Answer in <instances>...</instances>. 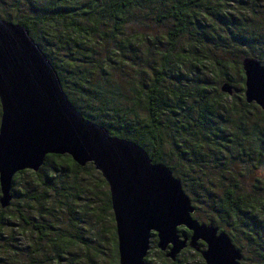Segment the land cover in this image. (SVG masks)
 <instances>
[{
    "label": "trees",
    "instance_id": "trees-1",
    "mask_svg": "<svg viewBox=\"0 0 264 264\" xmlns=\"http://www.w3.org/2000/svg\"><path fill=\"white\" fill-rule=\"evenodd\" d=\"M83 1L0 0V19L29 32L56 69L68 100L85 119L105 127L113 137L139 145L152 163L165 165L190 198L195 209L193 216L205 207L208 215L205 224L225 232L240 251L243 246L250 249L254 264H264V117L256 105L244 101L241 69L245 57H252L264 66V0H173L166 11L175 22L170 46L174 48L190 26L195 30L194 42L185 52L172 55L170 50L161 54L159 61L142 57L145 53L136 42L144 43L141 35L138 40L135 37L110 44L118 33L125 34L128 19L124 14L132 2L104 0L99 7L97 0ZM164 1L157 3L164 5ZM19 5L26 6L30 12L22 19L13 15L19 11L16 10ZM103 19L111 21L118 33H101ZM209 36L221 44L225 54L219 69L213 72L211 67L210 75L221 84L229 83L234 89L232 97L220 93L217 85L213 87L205 80L210 66L205 53ZM149 41L155 42L153 38ZM101 48L106 55L104 59L99 58ZM228 54L235 58L233 63L228 61ZM135 65L140 66L142 76L146 75L143 66L153 68V77L144 91L143 84L134 85L136 79L125 81L130 86L127 91L135 93L136 98L124 108L118 102L123 97L120 84L107 69L134 70ZM230 70L239 75L238 86L229 78ZM172 83L174 90L169 88ZM140 99L146 104V115L141 118L137 113ZM82 173L100 175L92 164L79 167L69 156L48 155L38 172L23 171L15 175L9 208H15V194H20L25 212L27 209L31 215L38 212L45 221L55 215L56 205L60 209L68 206L67 189L65 185L56 186L55 177H71L74 182L71 186L77 187ZM27 176L32 180L24 188L14 184ZM102 184L107 186L104 180ZM37 189L42 191L36 192ZM9 208L0 209V243L4 242L0 244V255L10 256L12 264H16L17 248L12 252L6 250L4 238L7 235L11 243L15 240L6 234V229L12 226L10 217L15 220L17 216ZM17 209L21 224L27 225L29 220H24ZM104 212L113 224L107 191ZM95 220L99 221L97 216ZM31 225L36 228L34 223ZM43 230L38 231L43 237L50 232ZM54 235L49 248L54 249L52 259L46 251L44 254L49 264H60L64 255L76 259L70 248H78L81 243L85 244L81 246L83 256L101 254L90 248L91 239L63 232ZM112 243L118 260L114 226ZM0 264L10 263L0 259Z\"/></svg>",
    "mask_w": 264,
    "mask_h": 264
},
{
    "label": "water",
    "instance_id": "water-1",
    "mask_svg": "<svg viewBox=\"0 0 264 264\" xmlns=\"http://www.w3.org/2000/svg\"><path fill=\"white\" fill-rule=\"evenodd\" d=\"M241 69L244 101L256 105L264 117V66L245 57ZM219 91L234 94L227 82ZM48 155L69 156L79 167L92 164L106 183L118 264H146L153 237L172 263L189 248L204 264H242L241 251L225 232L193 218L192 202L172 172L152 163L139 145L85 119L29 32L0 20L1 210L11 205L15 175L38 172ZM180 228L190 236L181 235Z\"/></svg>",
    "mask_w": 264,
    "mask_h": 264
},
{
    "label": "rangeland",
    "instance_id": "rangeland-1",
    "mask_svg": "<svg viewBox=\"0 0 264 264\" xmlns=\"http://www.w3.org/2000/svg\"><path fill=\"white\" fill-rule=\"evenodd\" d=\"M114 1H130L132 2V5L126 10L124 14V17L128 19L127 25L124 29L125 34L119 35V33L115 30L114 24L108 19H103L101 21V33L105 35L118 33V36L110 41V44H113L116 41L134 39L135 37V40H138V36L141 35L145 38L144 43H141V41L136 42H138L139 49L145 53L142 54V57L149 56L150 59H156L158 61L162 58L161 54L172 50V55H176L177 53L185 52L187 49H189L190 45L193 44L194 39L192 34H194L195 30L190 26V28L180 38H178L175 47L171 48L170 46L169 38L175 28V22L166 11L170 9L173 0H165L164 5L161 4L162 2L157 3V0ZM180 1L185 2L189 0ZM84 2H88V0H84L82 3ZM103 2L104 0H97L98 6L102 7ZM16 10L19 11H14L13 15L19 16L20 19H22L23 16H28L30 13L28 8L24 5H19V9ZM190 22H192L191 19ZM150 38H153L155 42H150ZM207 40L208 41H205L207 48L205 53L210 66L206 72V79H203H205L206 82L211 84L213 87L217 85V88H219L221 82H217L212 78V75H210L211 67H213V72L218 70L219 64L225 59V54L223 53V49L220 47L221 44L219 42L211 40L210 36L207 38ZM99 54V58L101 59H104L106 56L103 48H101ZM226 57L230 63H233L235 58L231 57V54L226 55ZM142 65H144V63L140 64V66ZM140 66L135 65L134 70L128 67L125 70L117 72H114L112 69H107L109 73H113L115 80H118L117 82L120 84L119 88L121 89V95L123 97H121L118 102L120 103L121 107H127L130 100L136 98L135 93L127 91L130 86L127 85L125 81H134L136 79L137 83L134 85L139 83V85L143 84L142 91L146 90L148 85L151 83L154 73L153 68L149 66H143L144 70H146V75L142 76L139 74L141 70ZM64 74L67 75V72H64ZM98 74L100 75V73ZM228 75L229 78L233 79L235 84L238 86L240 81L239 75L232 70L229 71ZM169 88L174 90L175 84H170ZM138 104L139 106L137 113L139 118H141L146 115L144 111V106L146 104L142 99L139 100ZM167 154L168 150L166 151V155ZM171 164L174 165L175 163L171 161ZM31 180L32 179L27 176L18 179L14 182V184H16L18 188L22 189L27 186V182ZM54 180L56 186L65 185V188L67 189L65 202L69 207L63 206L60 209L59 206L56 205L55 215L45 218V221L39 216L38 212H34L32 215L29 213L28 209L25 212V208L23 209L24 206L21 204L22 201L20 194H15L16 198L13 200L15 208H9V210L11 214H15L17 216L15 220L10 217L9 222L12 226H9L8 229H6V234L12 235L15 240L11 243L7 239V235L4 236V238L5 245L7 246L6 250H11L12 252V250L14 251L17 248L16 264H49L44 254L46 251L47 256L52 259L54 249H49L50 240L56 237L54 235L56 232H63L64 234L79 236L86 240L91 239L93 241V246L90 244L88 245L90 248H93V252L94 248L101 252L99 256L95 252L88 254V256H83L84 250H81V246H85V244L81 243L82 245H79L78 248H70L73 251V255L76 256V259L78 260L70 255H64L60 261V264H81L82 258L84 259L82 264H118V260L115 258V253L112 247V229L113 226L115 227V225L114 223L112 224L110 222L108 213L104 212L106 191L108 192V188L107 186H103L102 177L100 175L98 176L97 174L89 175L88 173H82L77 179V187L71 186V184L74 183L71 177L65 179L58 175ZM15 191L16 190H14V192ZM40 191L42 190L37 189L36 192ZM50 198L54 197L50 196ZM16 207L19 208L17 211H19V214L23 216V219L25 220V218H27L29 220L27 225L21 224L22 222L19 219V215L17 212H15ZM203 209V211H199L197 214L199 218L197 215L193 216V218L198 220L199 223H202L208 217L205 210L206 208L203 207ZM96 216L99 221L95 220ZM32 223L36 225V228L31 225ZM203 223L205 224V222ZM20 224L22 225L24 231L21 229L22 227ZM45 227L46 229H44ZM39 230H43V232L50 230V232H46L43 237L38 232ZM21 231H23V233L20 234ZM179 233L181 235H185L188 232L184 228H180ZM2 243L4 242H1L0 244ZM34 252H37V254L35 255ZM241 252L245 257L242 261L243 264H254V259L250 249L243 246ZM0 259H4L6 262L12 264V258L10 256L0 255ZM146 259L148 260V264H204L200 255L191 249H185L182 251L177 257V260L172 263L169 259H166L164 254L156 248V240L153 238L151 239L150 249Z\"/></svg>",
    "mask_w": 264,
    "mask_h": 264
},
{
    "label": "flooded vegetation",
    "instance_id": "flooded-vegetation-1",
    "mask_svg": "<svg viewBox=\"0 0 264 264\" xmlns=\"http://www.w3.org/2000/svg\"><path fill=\"white\" fill-rule=\"evenodd\" d=\"M186 236L187 237H189L190 236V233L188 232L187 234H186ZM153 239H154V237H153ZM200 246L202 245V244H199ZM203 247V246H202ZM186 249H189V248H186Z\"/></svg>",
    "mask_w": 264,
    "mask_h": 264
}]
</instances>
